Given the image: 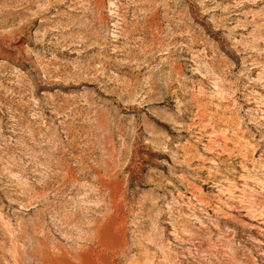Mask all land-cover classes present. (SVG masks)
<instances>
[{"label": "rangeland", "instance_id": "obj_1", "mask_svg": "<svg viewBox=\"0 0 264 264\" xmlns=\"http://www.w3.org/2000/svg\"><path fill=\"white\" fill-rule=\"evenodd\" d=\"M0 264H264V0H0Z\"/></svg>", "mask_w": 264, "mask_h": 264}]
</instances>
